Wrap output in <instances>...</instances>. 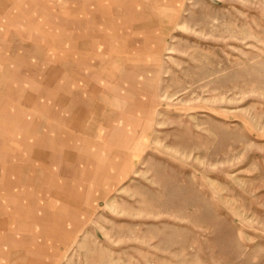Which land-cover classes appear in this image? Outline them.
I'll return each mask as SVG.
<instances>
[{
    "label": "rangeland",
    "instance_id": "1",
    "mask_svg": "<svg viewBox=\"0 0 264 264\" xmlns=\"http://www.w3.org/2000/svg\"><path fill=\"white\" fill-rule=\"evenodd\" d=\"M0 264H264V0H0Z\"/></svg>",
    "mask_w": 264,
    "mask_h": 264
},
{
    "label": "bare ground",
    "instance_id": "2",
    "mask_svg": "<svg viewBox=\"0 0 264 264\" xmlns=\"http://www.w3.org/2000/svg\"><path fill=\"white\" fill-rule=\"evenodd\" d=\"M150 8H151V6H150ZM149 11V10H148ZM85 17V16H84Z\"/></svg>",
    "mask_w": 264,
    "mask_h": 264
}]
</instances>
